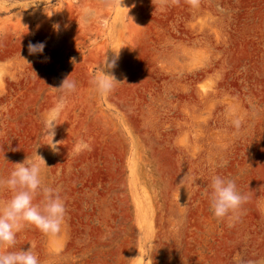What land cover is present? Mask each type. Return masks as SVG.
<instances>
[{
    "label": "rangeland",
    "instance_id": "obj_1",
    "mask_svg": "<svg viewBox=\"0 0 264 264\" xmlns=\"http://www.w3.org/2000/svg\"><path fill=\"white\" fill-rule=\"evenodd\" d=\"M116 53L119 83L101 96L92 80ZM68 75L53 151L44 117ZM35 150L64 226L26 224L8 250L41 264L264 262V0H0V177ZM214 174L248 197L231 227L210 211Z\"/></svg>",
    "mask_w": 264,
    "mask_h": 264
},
{
    "label": "clouds",
    "instance_id": "obj_2",
    "mask_svg": "<svg viewBox=\"0 0 264 264\" xmlns=\"http://www.w3.org/2000/svg\"><path fill=\"white\" fill-rule=\"evenodd\" d=\"M53 27L58 29L59 25H53ZM45 47L46 44L43 41L30 42L28 52L43 54ZM117 58L118 53L113 54L110 60L105 56L102 65L99 66L100 74L92 80L96 92L101 96L108 95L119 83L110 71L115 68ZM25 62L28 63L26 60ZM56 89L61 91L62 97L60 103L44 117L43 130V135L50 139L47 145L53 151L58 150L57 142H53L54 129L58 125L56 120L65 106L67 96L76 91L77 82L70 79L68 75ZM42 167L49 168L35 150L34 159L26 157L23 162L14 164V169L7 178L0 177V189H7L10 192L8 199L0 201V264H41L38 255L30 247L26 251L8 250L14 247L16 234L26 224L33 225L42 233L53 236L59 234L64 226L65 201L60 195L59 188L44 184ZM209 188L211 191L206 195L212 215L217 220L227 219L231 227L239 221L241 206L248 197L237 190L234 179L221 175L211 176ZM38 194L42 195V199L34 203ZM248 264H264V262L249 261Z\"/></svg>",
    "mask_w": 264,
    "mask_h": 264
}]
</instances>
